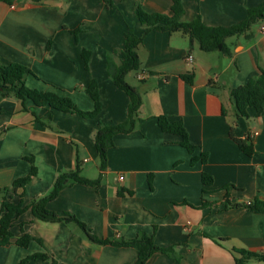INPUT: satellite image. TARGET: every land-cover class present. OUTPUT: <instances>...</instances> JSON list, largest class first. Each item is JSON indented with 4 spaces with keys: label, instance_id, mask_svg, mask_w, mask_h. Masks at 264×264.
Masks as SVG:
<instances>
[{
    "label": "crops",
    "instance_id": "0c3cea01",
    "mask_svg": "<svg viewBox=\"0 0 264 264\" xmlns=\"http://www.w3.org/2000/svg\"><path fill=\"white\" fill-rule=\"evenodd\" d=\"M182 2L185 22L201 18L210 27H231L264 0ZM136 3L0 2L1 62L24 65L31 72L26 79L29 88L61 93L87 112L94 110V102L84 89L96 79L103 106L95 119L54 111L48 121L46 110L31 101L0 100V190L28 176L32 165L25 158H34L38 175L24 197V206H29L47 196L56 179L76 171L79 163L83 177L101 176V184L66 187L48 209L75 216L100 239L132 241L146 233L157 246L174 248V256L156 253L146 264H237L238 251L264 254V213L223 209L227 198L232 203L264 201V111L256 116L250 108L248 117H240L231 97L232 90L264 69L262 25L250 41L242 36L227 39L230 56L206 53L182 32H147L135 16ZM141 4L149 14L172 15L170 0ZM74 30H80L77 37ZM129 31L143 36L137 49L141 70L134 79L130 73L126 77L142 97L140 121L131 133L114 137L106 169L100 170L96 132L101 125L121 124L128 118L129 97L108 76L107 57L123 49ZM84 50L92 52L89 71ZM113 59L121 65L120 52ZM191 74L192 84L182 79ZM162 115L183 122L196 146L194 155L179 144L178 136L161 131L157 117ZM233 137H250L254 155H246ZM203 153L207 162L192 165V158ZM203 173L213 177L212 186L203 185ZM4 196L0 192V210ZM6 198L20 200L13 194ZM11 231V244L0 246V264H20L40 253L56 264H136L138 260L135 248L94 243L77 225L40 221L30 210L16 219ZM24 234L43 244L32 241L27 248L19 247L16 241ZM27 264L53 263L38 259Z\"/></svg>",
    "mask_w": 264,
    "mask_h": 264
},
{
    "label": "trees",
    "instance_id": "16d2710c",
    "mask_svg": "<svg viewBox=\"0 0 264 264\" xmlns=\"http://www.w3.org/2000/svg\"><path fill=\"white\" fill-rule=\"evenodd\" d=\"M14 0H0V2L11 4ZM35 3H40L45 0H31ZM172 15L149 14L142 8V0H137L135 5V16L144 24L148 30H161L171 33L182 32L190 39L191 44L195 41L199 44L200 49L206 53L221 52L227 56L232 54L230 45L227 39L232 37H244L250 41L254 38L257 27L264 23V3L255 8L248 9L247 16L240 24L231 27H210L203 23L201 18H197L192 22H185V7L182 0H170ZM80 30H74L72 33L77 37ZM143 36L138 37L133 31H129L125 35L124 47L121 51H114L107 57V72L115 86L123 91L129 97L128 118L127 121L121 124H106L101 125L95 135V146L100 160V170H105L107 165L108 150L115 146L114 137L118 134H129L136 129L140 121L139 113L142 105L141 94L126 81V77L131 72L141 70V61L137 52L138 46L141 44ZM50 46V45H49ZM121 53V65H117L113 59L115 53ZM92 52L84 50L82 57L86 69L90 70V58ZM31 74L27 67L18 63L4 64L0 60V100L5 98L15 97L21 100L24 104L26 101H31L33 106L40 107L46 110L48 121L52 118L54 111L74 114L84 119H95L102 111V102L99 92V83L96 79H92L90 85L84 89L85 93L94 102V110L87 112L81 110L74 101L56 91L44 92L36 89H31L26 84L27 76ZM156 75V74H154ZM182 79L187 83L192 84L194 75H184ZM231 97L235 103L236 111L240 117H248V109L253 108L255 115L260 116L264 111V69H260L259 75L249 81L247 84L235 88L231 92ZM27 110V108L25 107ZM158 126L163 133L178 136L179 144L185 148L191 155H194L196 146L189 139L188 132L182 121L172 120L168 116L157 117ZM234 138V137H233ZM238 147L248 156L255 153L254 145L251 138L237 139L234 138ZM31 165V172L24 178L17 179L11 187L0 190L5 196L0 210V246L11 244L13 233L11 231L16 219L30 210L37 220L51 223H66L77 225L92 242L100 245H112L116 247H132L138 251V260L136 264H146L147 261L156 253H162L174 256V248H162L155 244L153 237L146 233L132 241H111L100 239L95 236L90 229L81 222L78 218L71 214L58 215L48 209V204L54 201L60 192L75 184H80L90 187H98L101 184V176L96 180H90L80 174V164L78 163L76 171L61 174L55 181L52 191L45 197L34 200L29 206H24V197L26 189L38 175V169L35 166L34 158H25ZM198 161L207 162V154L203 153L200 157L192 158V165ZM149 185L152 189V176H149ZM213 177L203 173L202 183L205 187L213 185ZM235 189V188H234ZM22 190L21 194L18 191ZM229 189L227 188V191ZM204 194L208 193L203 191ZM7 194L18 195L20 200L14 203L6 198ZM207 202L204 201L203 205ZM246 208L256 213H264V201L255 200L248 203H232L228 198L223 202V209ZM32 241H38L43 244L41 239H36L29 234H24L16 241V245L22 248H27ZM241 255V258L236 259L237 264H248L250 260L264 261V254H257L247 251L236 252ZM56 262L44 253L35 254L27 257L20 264H27L32 260Z\"/></svg>",
    "mask_w": 264,
    "mask_h": 264
},
{
    "label": "built area",
    "instance_id": "2783aa9c",
    "mask_svg": "<svg viewBox=\"0 0 264 264\" xmlns=\"http://www.w3.org/2000/svg\"><path fill=\"white\" fill-rule=\"evenodd\" d=\"M261 30H262V31H264V24H262V26H261ZM190 60H193V58H192V57H190ZM140 78H142V76H140ZM253 135H254V134H251V135H250V137H252ZM120 179H121V180H123V179H124V177H123V176H121V177H120ZM189 224H190V223H189Z\"/></svg>",
    "mask_w": 264,
    "mask_h": 264
},
{
    "label": "rangeland",
    "instance_id": "374dc122",
    "mask_svg": "<svg viewBox=\"0 0 264 264\" xmlns=\"http://www.w3.org/2000/svg\"><path fill=\"white\" fill-rule=\"evenodd\" d=\"M130 74H131V77L134 79L136 72H131Z\"/></svg>",
    "mask_w": 264,
    "mask_h": 264
}]
</instances>
